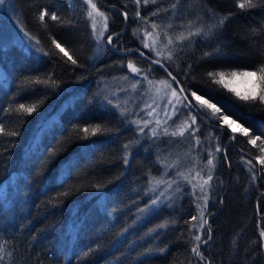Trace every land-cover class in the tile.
I'll use <instances>...</instances> for the list:
<instances>
[{"label": "trees", "instance_id": "1", "mask_svg": "<svg viewBox=\"0 0 264 264\" xmlns=\"http://www.w3.org/2000/svg\"><path fill=\"white\" fill-rule=\"evenodd\" d=\"M103 1L111 6H102L97 0L109 17L107 34L123 29L119 39L113 38L116 50L106 42H96L81 0H13L10 10L19 28L0 11V121L19 132L15 137H0V240H7L14 251L12 264H198L190 251L192 241L185 223L197 213L189 196L146 216L137 211L150 198L151 192L145 194L149 173L153 176L160 171L161 157L182 139L138 135L128 123L134 118L133 109L122 119L104 100L109 83L128 72L121 62L141 60L136 52L126 55L119 51L137 47L149 52L132 34L138 27V21L132 19L135 5L130 0ZM170 3L160 0L159 5L142 6L141 15ZM206 3L222 15H233L208 41L194 38L168 70L186 89L214 95L221 102L218 106L228 109L234 119L242 117L238 122L264 138V106L238 100L207 77L209 71L252 69L260 62L264 0L246 10L239 9L235 0ZM42 8L55 11L64 23L46 18L45 31L37 21ZM120 10L128 12L126 25ZM193 13L204 14L200 0H182L177 16L186 19ZM254 28L261 30L259 35H251ZM12 29L34 38L25 35L27 49L13 40ZM51 38L62 42L79 66L66 62ZM40 46L53 54L43 56L36 51ZM214 47H220L221 54L202 59L203 53ZM153 68V78H167L157 65ZM48 76L56 85L33 83L35 77ZM20 103L36 104L38 110L31 115L5 114L4 109H15ZM56 113L51 126L39 133L44 120ZM97 124L110 133L85 140L74 131L78 126ZM206 130L210 129L201 125V138L208 135ZM211 131L220 136L228 161L224 152L217 154L208 203L211 215H207L212 239L201 245V251L212 264H264V241L259 236L264 229V171L257 164L258 176L253 182L241 161L247 153H251L247 158L257 155V149L239 133ZM40 134V139L34 140ZM231 135L237 140L230 141ZM170 139L173 142L169 143ZM130 141L131 154L125 165L123 145ZM65 192L67 196L61 195ZM161 223L168 227L158 228Z\"/></svg>", "mask_w": 264, "mask_h": 264}, {"label": "snow or ice", "instance_id": "2", "mask_svg": "<svg viewBox=\"0 0 264 264\" xmlns=\"http://www.w3.org/2000/svg\"><path fill=\"white\" fill-rule=\"evenodd\" d=\"M81 2L86 6V18L90 21L92 35L97 43L104 41L105 33L108 32V15L98 7L97 0H81ZM130 2L136 7L132 19L138 21V27L133 29L132 34L142 47L148 50L150 55H145L139 48L124 49L126 55L138 52L141 58L140 61L129 59L126 64L121 62V67H126L131 75L126 74L122 77L124 81H130V84L128 88H122L120 91L131 92L141 97V103L136 106L139 108V111L135 112L137 118L128 120V123L135 126L138 135H146L149 138L156 139L179 137L191 141L187 153L190 156V166L181 170L182 162L178 158L172 162H164L165 169L175 172L171 179L164 178L170 174L169 171H165L159 178L153 177L149 173V187L145 194L151 192L153 196L150 204L144 208H138L137 211L143 213L161 205L171 208L172 204L168 202L172 199L168 195L170 191L181 192L183 195L189 196L197 211V215H193L190 220L185 221L189 225L188 233L192 241L191 254L197 258L198 264H212L211 260L206 258L201 251V245H207L212 239V228L208 223L207 215H211V213H208V203L212 181L215 178L217 154L224 152L225 162L228 161V158L221 146L220 136L214 135L211 129H218L220 133L226 130H231L233 134L239 133L247 138V144L257 149L258 154L251 158H247V156H251V153L241 156V161L251 173L253 182L256 181L258 176L257 171H255L257 164L261 166V171H264V138L251 133L249 127H245L244 123L238 122L243 119L242 117L237 116L234 119L228 109L222 105L218 106L221 102L214 95L198 94V90H186L183 82L171 71H168V67L189 43L195 42L194 38H202L208 41L210 37L222 30L233 13L222 15L209 8L206 0H200L201 11L204 14L193 13L188 18L181 19L177 16V10L182 4V0H171L167 7L157 6L148 15L142 16V6L146 8L148 5H159L160 0H130ZM259 2L261 0H235L236 6L241 10L255 8ZM13 6V0H0V9ZM122 15L125 22H127L129 20L128 12L125 11ZM165 17L168 18L167 23L164 22ZM46 18L50 21L64 23L55 11L42 8L37 14V21L45 31L48 30ZM177 19H181L179 24L175 23ZM260 31L254 28L251 35H259ZM122 32L123 29L121 32L109 34L106 38L107 44L112 45L114 36L119 39ZM25 35L29 40L34 39L28 32H25ZM35 43L40 45L39 39H36ZM51 43L59 50V53L63 54V57L67 58L66 62L79 66L78 60L69 54V51L62 46V42H58L56 38H51ZM117 50L119 51V49ZM36 51L43 56L53 54L44 50L42 46L37 47ZM220 54L221 48L214 47L212 51L204 52L202 59L217 58ZM261 55L262 59L252 69L209 71L207 77L211 84L219 85L238 100L264 106V48H261ZM142 62H147L146 66ZM156 65L166 72L167 78L157 80L152 77L153 66ZM191 68L192 65L188 64V69L191 70ZM33 83L49 87L56 85V81L51 76L43 79L35 77ZM174 84L176 87L173 86ZM116 96L117 94L113 93V97ZM205 96L208 98H205ZM107 102L119 112L122 119H127L129 110L126 107H123L120 103H113L112 99H108ZM37 110L38 105L36 104L26 106L20 103L15 109H4V112L7 114L16 111L17 113L31 115ZM201 125H205L210 129L203 140L201 139ZM74 131L79 139L87 140L98 134H109L111 130L102 128L101 125L97 124L94 127L78 126ZM18 135V131L7 129L4 123L0 121V137H15ZM237 138L236 135H231L229 140L235 141ZM168 142L171 143L173 140L170 139ZM206 144L207 147H205ZM130 148L131 141L123 145L125 150L123 162L125 165L129 163ZM241 151L244 152V149H241ZM205 152L207 153L206 161L202 159ZM153 181H155L154 184ZM181 181L190 188V191L184 192ZM161 186L164 187L161 188ZM158 189L161 190L157 191ZM61 195L67 196L68 193L65 192ZM194 221H198V223H193ZM157 227L167 228L168 223H161ZM193 229L196 230L195 233ZM259 236L264 241V229L260 230ZM8 245L7 240H0V264H12L14 251ZM262 247H264V244H262Z\"/></svg>", "mask_w": 264, "mask_h": 264}, {"label": "rangeland", "instance_id": "3", "mask_svg": "<svg viewBox=\"0 0 264 264\" xmlns=\"http://www.w3.org/2000/svg\"><path fill=\"white\" fill-rule=\"evenodd\" d=\"M0 11H3L5 13V16L12 18L13 25H15V26H17L19 28V26H18L19 25L18 20L12 14V11L10 10V7H5L4 9H0ZM101 11H103V10L101 9ZM88 22L90 24V21L89 20H88ZM101 24H102V21H101ZM5 28H6V26H5ZM90 28H91V26H90ZM14 30H16V29H14ZM14 30L12 29V38H13V40L14 39L17 40L20 44H22L23 47H25V49H27L28 47H27V42H26V39H25L26 36L23 34V32L21 30L18 33L17 32H14ZM91 31H92V29H91ZM107 36H108V34L106 32L105 33V40L104 41H101L98 44L101 45L103 42L104 43L105 42L107 43V39H106ZM114 42H116V41H114ZM115 44H112V45H109V46L112 48V46H114ZM136 54L139 56L138 52H136ZM147 55H149V54H147ZM142 64L144 66H146V64H144V63H142ZM0 73H2V69H0ZM126 74L127 75H131L128 72H126L124 75H126ZM122 77L123 76H120L117 79H114L113 81H111L109 83L108 90L107 91H104L103 97H104V100H106V101H108V99H112L113 100V103H120L123 107H126L128 110H132L133 109L132 110L133 111V115H134L133 116L134 117L133 119H136L137 117L135 115V112H138L139 111V108L136 107V106L141 103V97L138 96V95H136V94H134V93H131V92L125 93V92L120 91V89H122V88H128L129 87V84H130V81H124L122 79ZM159 79H164V78H159L158 77L157 80H159ZM173 86L176 87L175 84ZM189 89L195 90L192 87H189ZM113 93H116L117 96L116 97H113ZM198 94H201V93L198 92ZM141 115H143V113H141ZM56 117H58L57 116V113L56 114H53L50 117H48L47 119H45L44 122L41 124L38 132L40 133V131L43 128H45V127H46V129H48L51 126V124L54 122L53 119L56 118ZM181 119H182V117H181ZM209 131L210 130H206V134H208ZM229 131L231 132V130H229ZM146 132H147V130H146ZM231 134H233V133H231ZM40 136H41V134L40 135H37L34 140L38 141L40 139ZM181 139H182L181 142H177L176 143V145H175L176 148L171 149L169 152H165L164 155L161 157L160 163L162 164V167L160 168V171L157 174L153 175V177L159 178L165 171H169V173H170L168 176L164 177L165 179H171L175 175V172L174 171L164 168V162L165 161L172 162V161H175L176 159L179 158L181 160V162H182L181 163V170H184L185 167L190 166V162H191L190 161V156L187 153H188V146L191 143V141L189 139H185V138H181ZM201 139L203 140L204 138H201ZM184 142H186L185 146H184ZM34 144L35 143H32V145H34ZM30 146H31V144H30ZM205 147H207V144L205 145ZM202 159L204 161H206V159H207V153L206 152L203 153ZM154 183H155V181H153V184ZM180 183L183 186L184 192L190 191V188L183 181H181ZM163 187L164 186H161V188H163ZM174 187H175V185H174ZM159 190H161V189H158L157 191H159ZM168 195H170L171 198H172L170 201H168L169 203H173L174 200H176L177 198L180 199V198H182L184 196L183 193H181V192H175V191H170L168 193ZM152 196H153V193H150V198L147 201L148 203L146 205L150 204V201H151ZM146 205H144L143 207H145ZM155 209H151L149 211H145V212L142 213V215H145V216L146 215H149ZM196 215H197V213H196ZM194 222L195 223H198V221H194Z\"/></svg>", "mask_w": 264, "mask_h": 264}, {"label": "water", "instance_id": "4", "mask_svg": "<svg viewBox=\"0 0 264 264\" xmlns=\"http://www.w3.org/2000/svg\"><path fill=\"white\" fill-rule=\"evenodd\" d=\"M100 1V3H101V5L102 6H105V7H111V6H108L103 0H99ZM120 12L121 13H123V12H125V11H123V10H120ZM125 25H126V22H125ZM115 50H116V44L114 45V46H112ZM130 49H137V47H133V48H130ZM118 51V50H117ZM141 51V50H140ZM119 53H125L124 52V49H123V51H119ZM145 53V52H144ZM139 54V53H138ZM145 55H147L146 53H145ZM158 66V65H157ZM159 67V66H158ZM161 71L162 72H164L165 74H166V72L163 70V69H161ZM169 71V70H168ZM167 75V74H166ZM176 86V85H175Z\"/></svg>", "mask_w": 264, "mask_h": 264}, {"label": "bare ground", "instance_id": "5", "mask_svg": "<svg viewBox=\"0 0 264 264\" xmlns=\"http://www.w3.org/2000/svg\"><path fill=\"white\" fill-rule=\"evenodd\" d=\"M135 53V52H134Z\"/></svg>", "mask_w": 264, "mask_h": 264}]
</instances>
